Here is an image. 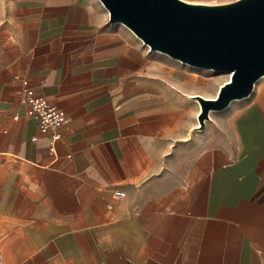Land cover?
I'll return each instance as SVG.
<instances>
[{
    "label": "crops",
    "instance_id": "crops-1",
    "mask_svg": "<svg viewBox=\"0 0 264 264\" xmlns=\"http://www.w3.org/2000/svg\"><path fill=\"white\" fill-rule=\"evenodd\" d=\"M124 28L0 0V264H264V94L198 130L192 67ZM24 89L65 114L54 140Z\"/></svg>",
    "mask_w": 264,
    "mask_h": 264
},
{
    "label": "water",
    "instance_id": "water-1",
    "mask_svg": "<svg viewBox=\"0 0 264 264\" xmlns=\"http://www.w3.org/2000/svg\"><path fill=\"white\" fill-rule=\"evenodd\" d=\"M109 22L129 30L150 51L195 69L228 73L213 99L193 96L202 130L211 112L248 98L264 77V0L220 5L182 0H99Z\"/></svg>",
    "mask_w": 264,
    "mask_h": 264
},
{
    "label": "built area",
    "instance_id": "built-area-1",
    "mask_svg": "<svg viewBox=\"0 0 264 264\" xmlns=\"http://www.w3.org/2000/svg\"><path fill=\"white\" fill-rule=\"evenodd\" d=\"M20 102L29 108V116L37 123L38 131L41 134H50L51 140L57 136L55 131L58 130L65 121V114L55 105L49 103L46 98L40 96L32 89L22 91ZM50 151L53 147L50 145ZM125 196L122 191H115L114 198L120 199Z\"/></svg>",
    "mask_w": 264,
    "mask_h": 264
},
{
    "label": "rangeland",
    "instance_id": "rangeland-1",
    "mask_svg": "<svg viewBox=\"0 0 264 264\" xmlns=\"http://www.w3.org/2000/svg\"><path fill=\"white\" fill-rule=\"evenodd\" d=\"M191 4H201V5H220L233 2L235 0H182ZM128 31L126 28H124ZM164 59H168L164 56ZM169 60V59H168ZM195 73L194 78L188 81V89L186 90L189 93H196L202 97H214L219 87L228 81L229 74L223 72H215L211 70L195 69L191 68ZM264 94V77L259 79L254 86L252 94L241 101H234L230 104L229 107L234 105H239L243 102L248 101L253 95Z\"/></svg>",
    "mask_w": 264,
    "mask_h": 264
},
{
    "label": "bare ground",
    "instance_id": "bare-ground-1",
    "mask_svg": "<svg viewBox=\"0 0 264 264\" xmlns=\"http://www.w3.org/2000/svg\"><path fill=\"white\" fill-rule=\"evenodd\" d=\"M229 77H230V75H229ZM229 80V79H228Z\"/></svg>",
    "mask_w": 264,
    "mask_h": 264
}]
</instances>
